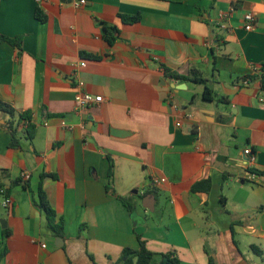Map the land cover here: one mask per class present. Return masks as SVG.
I'll list each match as a JSON object with an SVG mask.
<instances>
[{"label":"crops","instance_id":"obj_1","mask_svg":"<svg viewBox=\"0 0 264 264\" xmlns=\"http://www.w3.org/2000/svg\"><path fill=\"white\" fill-rule=\"evenodd\" d=\"M75 1L0 0V34L22 37L20 52L0 43V100L37 127L12 148L0 111V186L13 199L10 211L0 207V264H120L125 248H139L137 234L181 264H264V90L243 80L264 63V0ZM101 22L119 30L112 46ZM162 65L197 69L215 98ZM79 79L103 102L76 113ZM153 178L166 181L150 187ZM206 180L210 192L192 190ZM41 182L63 237L38 207Z\"/></svg>","mask_w":264,"mask_h":264},{"label":"trees","instance_id":"obj_2","mask_svg":"<svg viewBox=\"0 0 264 264\" xmlns=\"http://www.w3.org/2000/svg\"><path fill=\"white\" fill-rule=\"evenodd\" d=\"M35 16L41 22H44L46 20V17L43 15L40 9L36 10ZM121 18L123 22L127 24H132L140 20L139 14L134 16L123 15ZM100 24L103 26L104 29V39L108 42L109 45L112 46L118 39L117 34L119 33V30L116 27L107 25L106 23L103 22H101ZM2 42H6L10 44L14 48H16L19 52L22 50V37L12 38L0 34V43ZM83 57H88V55L84 53ZM162 67L165 77L172 78L180 82L190 81L196 84H202L205 86L204 99L211 101L215 98L214 91L207 84V79L203 78L197 69H191L188 74H180L177 71H173L164 65H162ZM243 80L248 82L259 80L261 83V88L262 90H264V63L261 64L259 70L256 73L243 77ZM220 100L224 101L226 99L221 98ZM0 111L9 115V119L6 122V127L11 135V142L9 145L10 147L14 148L20 146V138L18 137L19 132H21L22 136L27 140H31L34 138L37 127L32 122V116L30 112L23 111L17 113L11 105L1 100H0ZM113 174H114L113 170H111L110 176L112 177ZM46 176H47L46 174H42V179H44ZM22 180L23 179H20L19 182H22ZM24 183H25L24 185H27L26 181ZM211 188H212L211 180H206V181L197 182L193 186L192 190L194 192H198V191L210 192ZM0 189H4L5 193L9 195L8 190H6L4 186H0ZM38 197H39L38 207L46 215L48 229L53 233L54 236L63 237L65 230L64 220L62 218L59 219L57 218V214L55 210L52 208L48 200L47 194L44 191L43 182L40 183ZM120 200L127 208V210L130 213H133L134 206L131 204V202L125 198H120ZM137 237L139 241V248L136 250L131 248H125L122 251V256L119 261L120 264H157V262L155 261V257L157 253L151 251L148 248L147 241L142 237V235L137 234ZM158 255L165 258L169 264H181V259L177 251L175 250L158 253Z\"/></svg>","mask_w":264,"mask_h":264},{"label":"built area","instance_id":"obj_3","mask_svg":"<svg viewBox=\"0 0 264 264\" xmlns=\"http://www.w3.org/2000/svg\"><path fill=\"white\" fill-rule=\"evenodd\" d=\"M86 3H87V0H76L75 6L81 7V6H84ZM229 14L223 15L222 16L223 20L227 19ZM256 21H257V18L254 15V13L247 12L244 16V28L247 31H254L256 28ZM86 63H87L86 61H82L80 63V66L85 67ZM77 87H78V90H77V92L75 94V98H74V111L76 113L84 112L87 109H89L90 107L103 102L102 96L92 95L84 89V82L82 80H80V79L78 80ZM244 153L248 156V159L246 161V165L248 167H253V165L255 164V161H256L255 154L253 153V151L250 148L245 149ZM22 178L24 181H27L30 178V174L27 172H24V173H22ZM258 178H259V176L256 173H252L250 175V179H252V180H257ZM165 181H166V179H164V178H162V179L153 178L151 180L150 187H156V186L164 183ZM12 206H13V199L11 198V196L7 195L5 193L4 189H0V207H2L3 209H5L7 211H10ZM43 247H46V245H43Z\"/></svg>","mask_w":264,"mask_h":264},{"label":"water","instance_id":"obj_4","mask_svg":"<svg viewBox=\"0 0 264 264\" xmlns=\"http://www.w3.org/2000/svg\"><path fill=\"white\" fill-rule=\"evenodd\" d=\"M173 87H175V85H173ZM154 201H155V198L154 197H152V196H146L145 199H144L143 206L146 209H148L150 211H153L154 210ZM58 239L61 240V238H58Z\"/></svg>","mask_w":264,"mask_h":264},{"label":"rangeland","instance_id":"obj_5","mask_svg":"<svg viewBox=\"0 0 264 264\" xmlns=\"http://www.w3.org/2000/svg\"><path fill=\"white\" fill-rule=\"evenodd\" d=\"M141 211H143V209L141 208ZM148 214V216L149 217H157V213H154V212H148L147 213ZM138 230H139V232L142 230V228L141 227H138ZM157 258H156V260H159L161 257H160V255H158V253H157Z\"/></svg>","mask_w":264,"mask_h":264}]
</instances>
